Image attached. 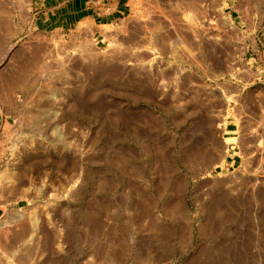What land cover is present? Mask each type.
Here are the masks:
<instances>
[{"label":"rangeland","instance_id":"obj_1","mask_svg":"<svg viewBox=\"0 0 264 264\" xmlns=\"http://www.w3.org/2000/svg\"><path fill=\"white\" fill-rule=\"evenodd\" d=\"M123 4L40 33L35 0H0V264H193L216 246L209 182L227 123L260 112L239 101L264 92V0Z\"/></svg>","mask_w":264,"mask_h":264},{"label":"crops","instance_id":"obj_2","mask_svg":"<svg viewBox=\"0 0 264 264\" xmlns=\"http://www.w3.org/2000/svg\"><path fill=\"white\" fill-rule=\"evenodd\" d=\"M111 1L115 8L107 17L100 13L99 3L94 8L88 0H35L34 30L67 33L84 24L103 26L123 15L126 6L123 0ZM249 98L239 101L240 107L260 112L227 123L223 135L230 143L225 173L209 182V229L216 246L211 245L210 252L193 264H264V92L251 93ZM237 238L239 250L231 246L238 243Z\"/></svg>","mask_w":264,"mask_h":264},{"label":"bare ground","instance_id":"obj_3","mask_svg":"<svg viewBox=\"0 0 264 264\" xmlns=\"http://www.w3.org/2000/svg\"><path fill=\"white\" fill-rule=\"evenodd\" d=\"M132 8H133V7H132ZM156 11H157V10H156ZM154 12H155V11H153V13H154ZM156 13H157V12H156ZM153 15H154V14H153ZM158 15H159V14H158ZM161 15H162V14H161ZM156 16H157V15H156ZM156 16H155V17H156ZM153 17H154V16H153ZM150 18H151L150 20L152 21V20H153L152 16H151ZM157 18H159V17L157 16ZM161 18H162V17H160V19H161ZM154 19H155V18H154ZM148 20H149V19H148ZM155 21L157 22V24H160V25L163 24L161 20L159 21V19H158V20H155Z\"/></svg>","mask_w":264,"mask_h":264}]
</instances>
